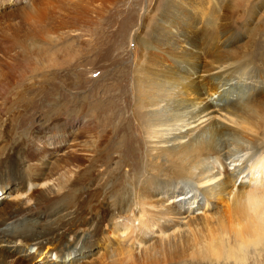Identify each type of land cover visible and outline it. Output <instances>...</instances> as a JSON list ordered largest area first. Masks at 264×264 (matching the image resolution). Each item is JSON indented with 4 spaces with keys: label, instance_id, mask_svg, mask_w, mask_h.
Masks as SVG:
<instances>
[{
    "label": "bare ground",
    "instance_id": "6f19581e",
    "mask_svg": "<svg viewBox=\"0 0 264 264\" xmlns=\"http://www.w3.org/2000/svg\"><path fill=\"white\" fill-rule=\"evenodd\" d=\"M211 2L158 0L143 12L133 34L139 50L132 62L113 66L105 84L110 103L100 107L105 113L101 120L104 140L109 142L104 155H96L101 148L96 145L88 148L87 163L56 165L57 170H64V178L59 176L62 170L45 173L41 167L29 166L33 176L29 172L27 183L13 199L28 206L33 185L41 188L42 196L59 195L63 203L54 214L66 222L53 224L55 217L33 221L36 226L53 224L60 245L56 260L61 263L57 264L69 260L84 264H230L242 262L249 249L264 248V62L260 66L250 64L251 59L247 62L246 50L253 40L249 41L250 33L245 30L251 22H258L261 13L257 19L251 16L241 21L237 29L234 22L243 12L241 17V13L232 17L235 2L224 6L222 16L206 11ZM260 2L258 7L255 3ZM255 3L252 6L259 11L264 0ZM28 4L23 12L27 18H21L32 29H23L18 37H0V73L10 76L14 66H26L34 54L48 64L40 82L44 89H52L49 69L68 64L73 59L66 57L72 54L78 53L74 59L79 56L87 40L78 23L100 7L93 0H29ZM135 24L136 20L127 33ZM66 35L70 41L61 49L58 45ZM98 38L92 39L95 51ZM123 43L114 45L113 56ZM105 64L111 65L110 60ZM35 84L32 80L26 86L19 115L29 111L26 98ZM15 98L4 99L2 110H9L13 103L19 108ZM91 131L95 134L97 128L93 125ZM97 137L91 138L97 141ZM127 157L137 158V168L129 165ZM121 166L139 175L130 176L126 188H115ZM80 178L84 179L80 191H89L101 202L108 188L119 192L115 201L104 203L103 212L99 209L85 222L73 220L65 203ZM13 218L0 223V233L8 236L4 241L17 238L10 252L16 255L15 247L25 255L36 251L40 259L47 260L53 252L44 246L48 236H37L30 246L20 245L24 240L18 239L31 220ZM101 230L105 253L92 260L96 247L90 244ZM7 257L18 258L0 250V258Z\"/></svg>",
    "mask_w": 264,
    "mask_h": 264
},
{
    "label": "rangeland",
    "instance_id": "374dc122",
    "mask_svg": "<svg viewBox=\"0 0 264 264\" xmlns=\"http://www.w3.org/2000/svg\"><path fill=\"white\" fill-rule=\"evenodd\" d=\"M28 1L29 0H14L12 4L7 0L3 1L1 5L2 7L0 8V37H18L24 33L23 29H32V27L21 18L25 15L23 12L30 7L27 6L29 5ZM239 1L240 3L238 5ZM239 1L213 0V2L209 3L210 5H207L206 11L211 14H221L222 16L223 11L225 10L224 6L226 7L228 3H237V5L234 3L237 7L233 10L234 12L232 11L231 13L232 17H235L237 13V16H239V13H241L239 16L241 17L243 12V16L240 20L236 19L237 22H234L238 24H234L237 29L240 27L239 23H241V21L243 22L245 19L247 21L251 16H255V19H257L256 16L261 13L260 17L257 19L258 22H251V27L249 29L248 27H245L246 33H250L248 37L249 41L253 40L254 43L249 45V50H246L249 52L247 62L251 59L249 62L250 64L260 66L264 62V5H262V8L258 11V9H255V4L260 7L263 2L255 3L258 0ZM157 3L158 0H93V5L100 7L98 11L91 10L89 13L92 15L88 14L86 18L84 17V19L78 23L79 25L77 24L78 30L82 29V31H80L85 33L83 34L84 40H87L86 43H82L84 45V47H82L83 50L79 49V51L82 52H80L76 59L73 57L78 53L72 54L68 58L66 57L67 60L73 59L68 63L69 65L65 63L61 68L49 69L48 78L52 80V86L54 87H52L53 90L47 87L44 89L45 86L43 87V81L40 82L44 79L48 64L42 59L37 60L38 58H35L34 54L32 55L33 57L31 56V59L26 66H14L9 73L10 76L0 73V103L6 98L11 100V98H17L19 96L15 99L16 103L20 106L18 108L13 103L9 110L7 109V111H4L0 104V223L3 221L9 223L13 217V220H17L16 217H18V221L29 219L31 220L29 225L30 229L28 226H24L22 236L18 239L24 240V242H21L20 245L30 246L32 239L37 238V236H39L40 239V236L44 235V237L48 236V239L45 241L47 243H45L44 246L48 245L50 250L53 249V252L50 253L52 255H49L47 260L40 259L36 251H31L25 255L24 252L17 251L16 247L14 248V251L17 252L15 255L14 252H10L11 249L9 248L10 246L13 247V242L17 240V238H13L12 242L8 243L7 241H4L8 236H4V234L0 233V250L18 257L16 258L17 260H13L14 258L9 257L0 258V264L61 263L56 260V256L60 253L58 248L60 245H58L59 241L56 239V231H54L53 228V224L57 222L62 224L66 222V220H63L58 214H54L55 212L58 213V208L63 203L60 202L61 199H59V195L48 197L44 194L42 196L41 188L37 185H33L28 194L32 196L33 200L30 201V206H26L21 201H16L13 199V196H15V192L21 185L27 183V175L29 176V172L30 177L33 176V173L29 171L30 165L41 167L42 171L44 170L45 173H50L52 171V173L57 174L62 169L57 170L56 165L63 166V163L72 161H75L77 164H80L81 162L87 163V159L90 158L88 155L90 150H88V148L99 146L101 148L98 149L96 155H104L106 152L105 148L109 142L104 140L105 128L102 125L101 120L104 119L105 113L103 110L102 112L100 111V107L103 106V108H106L110 103V97H107L109 94L104 93L105 84L110 78L109 71L113 66L125 65L133 61V58L135 57L134 54L139 50L136 48L137 44L134 41L133 34L140 22V17L146 9L156 6ZM253 3L255 4L252 6ZM100 4L102 5L100 6ZM22 5H25L26 8H24V6L22 7ZM251 11L253 15H251ZM99 12L102 13L100 14ZM26 18L25 15L24 20H26ZM135 20L136 24L132 26L127 33L128 27H130ZM85 37L90 38L87 39ZM97 37H99L98 40L100 42L97 41L94 45L97 47V50L95 51V48L92 49V39ZM68 39L69 38L66 35L58 46L63 49L65 44L69 43L70 40L68 41ZM121 40L124 42L123 46L118 48L120 51L119 54L113 56L110 51L113 50L117 45L116 43ZM31 60L33 61L31 62ZM109 60L111 65L107 66L105 62ZM36 64L38 65L37 67ZM32 80L34 83L36 82V88L32 90L31 94H27L28 98H26V100L29 103L27 105L29 111L19 115L18 109L21 111L22 103L27 93H25V88L29 82H32ZM43 90H46L47 92ZM49 91L51 94L47 95ZM42 96L43 99H41ZM91 120H93V124L91 123ZM93 125L97 128L96 135L91 131ZM94 136L95 138L98 136L97 138L99 139L97 141L94 140ZM91 137L94 139L92 140ZM111 147L112 148H110L109 152L113 151L115 144ZM100 150L102 151L100 152ZM73 155L74 157L72 158ZM127 160L131 167H135L136 165L135 168H137V158L131 160L127 157ZM119 169L117 177L115 178L117 182L114 180L116 183L115 188H126V184L131 179L130 176L133 174L137 176L139 175V172L126 170L124 166H121ZM59 174H61L59 176H63V178L65 177L64 170ZM80 179L79 184H77L78 181L76 183L74 188L75 191L70 195L71 199H68L65 203L68 212L71 214L73 213L70 215L73 220H83L85 222V220H88V217L89 219L93 217L94 212L103 208L104 203L115 201L119 196V192H117L118 190L116 191L115 188H108L109 191L106 196L104 195L101 202L99 199L97 200L96 196L92 197L89 191H80L84 180L82 178ZM67 202L70 204V207L67 206ZM115 207L117 208L118 205H115ZM53 217H55L54 223L48 226H42L41 224L36 226L33 223L36 219L42 220ZM120 218H118V220ZM5 227L6 225L3 226V228ZM93 242L95 243L90 245L96 247V249H93V255L91 256L92 260L97 257L100 258L105 253L104 247L106 241L102 236V230L97 237H94ZM5 243L7 245H5ZM32 247L33 249H36V247ZM247 252L244 258L245 261L243 260L242 262L236 263L229 261V263L264 264V248L249 249ZM51 261H53V263H51ZM67 264L84 263H76L75 261L69 260Z\"/></svg>",
    "mask_w": 264,
    "mask_h": 264
}]
</instances>
